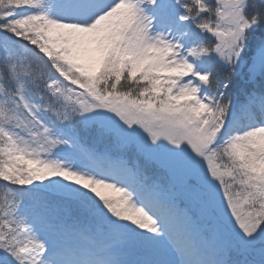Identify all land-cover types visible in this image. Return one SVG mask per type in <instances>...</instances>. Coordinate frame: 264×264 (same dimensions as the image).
<instances>
[{"label":"snow or ice","instance_id":"snow-or-ice-1","mask_svg":"<svg viewBox=\"0 0 264 264\" xmlns=\"http://www.w3.org/2000/svg\"><path fill=\"white\" fill-rule=\"evenodd\" d=\"M0 264H264V0H0Z\"/></svg>","mask_w":264,"mask_h":264},{"label":"trees","instance_id":"trees-1","mask_svg":"<svg viewBox=\"0 0 264 264\" xmlns=\"http://www.w3.org/2000/svg\"><path fill=\"white\" fill-rule=\"evenodd\" d=\"M2 195H3V190L0 189V198H2Z\"/></svg>","mask_w":264,"mask_h":264}]
</instances>
